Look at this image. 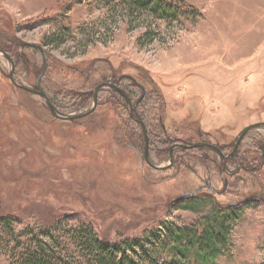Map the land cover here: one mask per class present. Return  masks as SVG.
<instances>
[{"label":"rangeland","instance_id":"rangeland-1","mask_svg":"<svg viewBox=\"0 0 264 264\" xmlns=\"http://www.w3.org/2000/svg\"><path fill=\"white\" fill-rule=\"evenodd\" d=\"M78 1L0 0V51L16 59L14 80L31 87L44 69L41 90L65 115L88 110L96 84L115 83L145 123L156 166L168 164L174 143L215 147H176L171 166L153 168L114 88L98 90L90 114L58 119L43 97L10 82L0 53V215L21 228L61 227L70 214L68 224L89 221L119 240L231 206L226 244L210 264H264V126L229 157L240 130L264 122V0H183L199 16L138 18L135 28L99 2ZM144 25L155 38L141 45ZM24 43L41 45L46 58Z\"/></svg>","mask_w":264,"mask_h":264},{"label":"trees","instance_id":"trees-1","mask_svg":"<svg viewBox=\"0 0 264 264\" xmlns=\"http://www.w3.org/2000/svg\"><path fill=\"white\" fill-rule=\"evenodd\" d=\"M92 1L105 6L112 16L121 14L130 28L141 26L139 22L136 25L138 18L173 22L182 17L194 19L199 16V12L183 0ZM144 27L138 37L141 45L143 41L149 43L155 38L152 26ZM52 41L47 38V43ZM143 96L142 93L137 102ZM134 107L133 117L141 120ZM190 206L189 201L183 207ZM236 211L231 206L219 207L203 222L196 221L192 226L166 222L163 228L119 240L103 238L89 221L68 224V219L74 217L70 214L61 217L67 223L61 227H56L57 224L21 228L16 227L19 224L17 218L0 215V252L7 257V264H189L190 259L199 264H210L226 244V227Z\"/></svg>","mask_w":264,"mask_h":264},{"label":"water","instance_id":"water-1","mask_svg":"<svg viewBox=\"0 0 264 264\" xmlns=\"http://www.w3.org/2000/svg\"><path fill=\"white\" fill-rule=\"evenodd\" d=\"M24 45L26 46H30V47H34L36 49H38L40 51V53L43 55L44 58H46V55H45V52L42 48L41 45L39 44H34V43H24ZM2 54H4V56H7V54L3 51H0ZM9 62H10V70H9V73H8V77H9V80L10 82L18 87V88H21L25 91H28V92H31V93H34V94H37L41 97L44 98L46 104H47V107H48V110L50 112V114L55 117V118H58V119H62V120H74V119H78V118H81V117H84L88 114H90L95 106H96V100H97V93H98V90L103 87V86H109V87H112L114 89L117 90V92H119L123 98L125 99L127 105H128V108H129V114L130 116L141 126L142 128V131H143V135H144V148L142 150V153H141V156L143 158V160L148 164L150 165L151 167L153 168H156V169H165L166 167H169L171 166V163H172V151L174 148L176 147H180V148H183V149H186V148H194V147H198V146H208V147H215L209 143H204V142H194V143H191V144H177V143H174L170 146L169 148V156H168V164L165 165V166H156L154 164H152L149 160V157H148V138H147V131H146V128L144 127V124L141 120H138L136 118L133 117V106H132V103H131V100L129 99V97L123 93L121 91L120 88L116 87L114 84L112 83H107V82H100L98 84L95 85V87L93 88V91H92V96H93V100H92V106L88 109V110H85L84 112H81V113H78V114H68V115H65V114H60V113H57L55 108L53 107L52 103L50 102V100L48 99V97L45 95V93L43 91H40L37 89V87L39 86V80L41 78V76L43 75V72H44V69L36 76L35 78V82H34V87L35 88H29V87H26L24 85H21L19 83H17L15 80H14V77H13V62L12 60L9 58ZM141 98H139L140 100ZM259 126H264V122H255V123H252V124H249L245 127H243L240 132L238 133V135L236 136L235 138V142H234V148L231 150L230 154H233V151L234 149L236 148L237 144L240 142V140L242 139V137L244 136V134L246 132H248L249 130L253 129V128H257ZM261 150H262V155H263V158H264V142L262 143V146H261Z\"/></svg>","mask_w":264,"mask_h":264},{"label":"flooded vegetation","instance_id":"flooded-vegetation-1","mask_svg":"<svg viewBox=\"0 0 264 264\" xmlns=\"http://www.w3.org/2000/svg\"><path fill=\"white\" fill-rule=\"evenodd\" d=\"M24 45V44H23ZM38 50V49H37ZM1 53V52H0ZM6 54H7V52H5ZM4 55V54H3ZM7 60H8V62H9V58L11 59V57L7 54V56H4ZM13 61H14V64H13V66L15 67V65H16V59L13 57ZM12 61V62H13ZM10 63V62H9ZM22 85V84H21ZM27 87V86H26ZM109 87V86H108ZM29 88H35L34 87V84L31 86V87H29ZM37 89L38 90H40V91H43V90H41V87H40V82H39V86L37 87ZM28 92V91H27ZM44 92V91H43ZM31 93V92H30ZM45 93V92H44ZM45 95L47 96V94L45 93ZM48 97V96H47ZM48 99H49V97H48ZM50 100V99H49ZM51 102V101H50ZM53 105V104H52ZM54 107V106H53ZM55 108V107H54ZM229 157H231V158H234V153L233 154H229ZM172 164V163H171ZM224 164H225V160H224ZM234 174H236V173H234ZM203 188H208L207 187V185L206 184H204V185H202V186H199L198 188H197V190L196 191H199V190H201V189H203Z\"/></svg>","mask_w":264,"mask_h":264}]
</instances>
